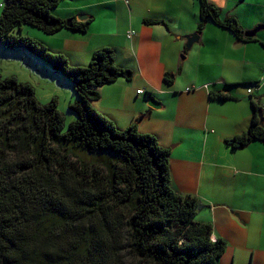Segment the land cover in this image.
<instances>
[{"label": "trees", "instance_id": "obj_1", "mask_svg": "<svg viewBox=\"0 0 264 264\" xmlns=\"http://www.w3.org/2000/svg\"><path fill=\"white\" fill-rule=\"evenodd\" d=\"M197 2V34L211 23L245 39L237 19L224 18L209 0ZM59 4L5 0L0 15V45L72 87L75 114L60 112L57 98L41 103L31 83L0 75V264H219L226 243L213 239L211 223L196 220L199 200L173 187L170 150L136 125L119 130L93 107L98 88L133 78L117 66L114 50L73 66L23 33L25 26L45 35L88 30L90 21L68 27L57 18ZM260 111L255 104L251 126L234 146L264 142ZM66 117L77 118L68 129Z\"/></svg>", "mask_w": 264, "mask_h": 264}, {"label": "crops", "instance_id": "obj_2", "mask_svg": "<svg viewBox=\"0 0 264 264\" xmlns=\"http://www.w3.org/2000/svg\"><path fill=\"white\" fill-rule=\"evenodd\" d=\"M209 1L244 33L264 28V0ZM54 14L90 25L46 35L41 42L53 52L84 67L111 48L117 66L132 72L131 81L98 88L93 107L119 130L136 125L170 150L173 187L199 200L196 220L211 223L213 239L226 243L219 264H264V142L233 145L249 130L255 104L264 117V29L241 41L209 23L199 35L197 0H60ZM193 35L199 41L188 49ZM152 99L158 107H149Z\"/></svg>", "mask_w": 264, "mask_h": 264}, {"label": "rangeland", "instance_id": "obj_3", "mask_svg": "<svg viewBox=\"0 0 264 264\" xmlns=\"http://www.w3.org/2000/svg\"><path fill=\"white\" fill-rule=\"evenodd\" d=\"M4 3L5 0H0V15L2 14ZM23 33L39 42L43 41L46 36L43 32L30 26H25ZM207 42L213 49L218 47L215 46L211 38H207ZM213 58L215 59L214 56ZM89 63L86 66H88ZM0 75L3 78L16 76L21 82L31 83L35 87L37 98L41 103L45 104L50 102L53 98H57L60 112L63 114L66 113L68 116L74 114L69 111V105L71 101H73V88L60 83L57 79V75L45 71V69L39 66L34 60H31L28 55H25V53L21 51H8L0 45ZM184 78L185 77L181 80ZM76 119V117L74 120L68 118L66 121V129H68L69 125Z\"/></svg>", "mask_w": 264, "mask_h": 264}, {"label": "water", "instance_id": "obj_4", "mask_svg": "<svg viewBox=\"0 0 264 264\" xmlns=\"http://www.w3.org/2000/svg\"><path fill=\"white\" fill-rule=\"evenodd\" d=\"M78 19H79L81 22H85V21H87V20L89 19V17H87V16H80ZM71 26H72V20H69V22H68V27H71ZM262 29H264V28L259 27V28H257L256 30H254V31H252V32H246V33H245V37H246V38H253V37H255V36L258 34V32H259L260 30H262ZM198 41H199V37H198L197 35H193V36L189 37V38H188V45H187V48H188V49L192 48V46H193L196 42H198ZM149 107H151V108L158 107V104H157V102H156L154 99H152V100L149 101ZM149 114H150V112H146V114H145L144 116H147V115H149ZM259 117H260V119L262 120V118H263L262 112H259ZM262 123H263V122H262ZM201 209H202V206H201V205H200V206H197V208H196V213H199Z\"/></svg>", "mask_w": 264, "mask_h": 264}, {"label": "built area", "instance_id": "obj_5", "mask_svg": "<svg viewBox=\"0 0 264 264\" xmlns=\"http://www.w3.org/2000/svg\"><path fill=\"white\" fill-rule=\"evenodd\" d=\"M129 37H132L133 35H134V32H129ZM249 93H252V89H249V91H248ZM141 93H143V91H138V94H141Z\"/></svg>", "mask_w": 264, "mask_h": 264}]
</instances>
